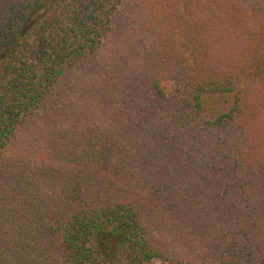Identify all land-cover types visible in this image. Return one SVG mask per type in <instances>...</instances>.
<instances>
[{
  "label": "trees",
  "instance_id": "16d2710c",
  "mask_svg": "<svg viewBox=\"0 0 264 264\" xmlns=\"http://www.w3.org/2000/svg\"><path fill=\"white\" fill-rule=\"evenodd\" d=\"M109 240L264 264V0H0V264Z\"/></svg>",
  "mask_w": 264,
  "mask_h": 264
},
{
  "label": "rangeland",
  "instance_id": "374dc122",
  "mask_svg": "<svg viewBox=\"0 0 264 264\" xmlns=\"http://www.w3.org/2000/svg\"><path fill=\"white\" fill-rule=\"evenodd\" d=\"M100 246H101V250L103 251V253L108 256V259H110V261H111V262H109L110 264H129L122 257H118V255H116V253H114L115 256H113L114 255L113 254V250H114L113 241L109 240L107 242H103ZM151 264H170V263L155 260Z\"/></svg>",
  "mask_w": 264,
  "mask_h": 264
}]
</instances>
